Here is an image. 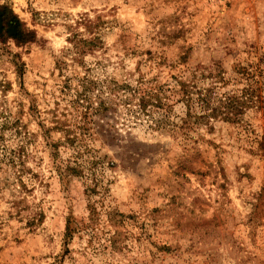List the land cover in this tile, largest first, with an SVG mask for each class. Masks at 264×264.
Returning <instances> with one entry per match:
<instances>
[{
    "label": "rangeland",
    "instance_id": "obj_1",
    "mask_svg": "<svg viewBox=\"0 0 264 264\" xmlns=\"http://www.w3.org/2000/svg\"><path fill=\"white\" fill-rule=\"evenodd\" d=\"M2 3L39 38L19 47L8 42L24 63L21 77L0 55V73L11 84L4 112L25 124L20 134L8 130L6 141L26 155L28 189L0 165V264H264V216L259 223L250 216L264 185V163L250 139L264 136V113L247 110L245 125L211 119L173 131L185 111L176 96L162 127L153 125L160 111L141 114L131 96L140 76L171 84L186 67L206 86L202 70L221 68L227 79L235 65L255 64L264 83V0ZM84 13L99 16L101 40L80 54L69 25ZM57 30L67 38L59 55L46 39ZM123 82L131 89H120ZM239 86L228 82L220 91ZM101 98L111 107L94 114ZM67 163L78 172L62 179L58 169ZM110 209L125 215L118 226L106 221ZM67 216L89 226L65 251ZM115 229L121 244L112 249L106 239Z\"/></svg>",
    "mask_w": 264,
    "mask_h": 264
},
{
    "label": "trees",
    "instance_id": "obj_2",
    "mask_svg": "<svg viewBox=\"0 0 264 264\" xmlns=\"http://www.w3.org/2000/svg\"><path fill=\"white\" fill-rule=\"evenodd\" d=\"M102 21L99 16L92 19L87 13L80 14L74 21V26L69 25V41L73 42V46L80 54L90 52L99 47L100 27ZM91 33L90 37L80 35L78 26ZM38 35L35 28L27 25L17 13L14 12L11 5L8 3L0 4V55H7L8 59L15 66V70L19 77L23 74L24 63L21 60L19 53L13 52L8 48V42H12L15 46H25L37 41ZM186 56H179V61H185ZM186 71L180 75L171 76L173 81L171 84H161L153 79H146L140 76L137 79L140 84L132 89L131 96L137 101V108L141 114L151 115L154 110L160 111L161 115L156 120L155 127L163 126V113L169 106V100L172 96L177 97L185 106L184 114L179 118L177 127L172 125L171 129H176L185 132L195 124H208L211 119H219L229 123L244 124L243 116L249 109L262 111L264 113V83L261 81L262 68L255 64L247 66L235 65L233 75L227 79L222 75L221 68L217 72L200 71V76H206L210 82L204 86L199 83V76L195 68L186 67ZM154 80V82H150ZM228 82L239 84L240 86L232 90H222ZM91 84H97L96 80L90 79ZM143 84V85H142ZM10 82L6 80L0 73V112L5 113L0 122V165L5 166L6 170L13 168V177L19 180L23 188L26 189L22 180V174L26 171L24 160L26 155L21 148L9 146L7 143V132H13L14 135L20 134L24 123L21 117L12 116L9 112H4L6 109V92L10 89ZM120 89H131L129 83L123 82L117 84ZM86 97L85 93L81 96ZM81 99V98H80ZM129 100V99H127ZM92 107V103H90ZM109 102L101 98L98 103L91 108L94 114L103 115L110 108ZM36 112V109L33 110ZM34 115V114H33ZM43 132H47L48 128L44 124L41 125ZM251 149L253 154L258 155L264 163V136L257 134L250 139ZM62 179H67L69 175L78 172L75 166L67 163L63 169H58ZM28 189H26L27 191ZM256 201L251 212L253 222L259 223L263 218L264 206V185L256 194ZM97 212L94 207L89 215V222L95 220ZM125 215L116 209H110L106 212V221L112 226H118L122 223V218ZM43 215L38 214L37 222L41 221ZM33 221V220H32ZM89 224L83 220L77 222L72 216H67L65 221V231L63 235L65 251H68V241L73 235L87 228ZM120 232L115 229L109 234L107 246L112 249L120 247Z\"/></svg>",
    "mask_w": 264,
    "mask_h": 264
},
{
    "label": "clouds",
    "instance_id": "obj_3",
    "mask_svg": "<svg viewBox=\"0 0 264 264\" xmlns=\"http://www.w3.org/2000/svg\"><path fill=\"white\" fill-rule=\"evenodd\" d=\"M58 33H59V30H57L56 32L46 37V39L49 41L50 47L53 49V51L57 55H59L61 51L67 47V44H66L67 38L59 35Z\"/></svg>",
    "mask_w": 264,
    "mask_h": 264
}]
</instances>
